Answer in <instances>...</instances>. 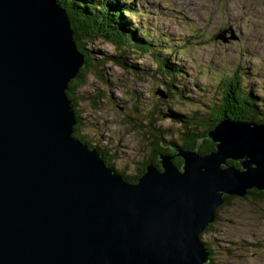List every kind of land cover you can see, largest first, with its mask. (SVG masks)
Masks as SVG:
<instances>
[{"label":"water","instance_id":"water-1","mask_svg":"<svg viewBox=\"0 0 264 264\" xmlns=\"http://www.w3.org/2000/svg\"><path fill=\"white\" fill-rule=\"evenodd\" d=\"M84 63L56 0H0V264H204L224 196L264 190V122L221 120L213 151L173 147L131 183L73 134Z\"/></svg>","mask_w":264,"mask_h":264},{"label":"rangeland","instance_id":"rangeland-1","mask_svg":"<svg viewBox=\"0 0 264 264\" xmlns=\"http://www.w3.org/2000/svg\"><path fill=\"white\" fill-rule=\"evenodd\" d=\"M127 2L135 11L125 10L124 16L135 31L147 30L153 44L167 47L161 53L156 48L147 53L129 50L125 64L119 66L109 57L117 52L112 43L102 37L85 41V47L97 59L92 60L97 67L77 88L74 106L81 122L80 134L91 144L108 147L116 170L134 175L149 158L152 137L145 124L170 133L163 138L166 144L169 140L179 144V133H174L180 130L179 123L169 110L188 118L192 110L216 104L219 76L229 74L234 67L241 72L242 86L251 89L260 101L262 111L264 0ZM155 54L158 58L169 54L180 64L182 74L176 88H171L172 97L165 94L168 90L155 76ZM201 141L199 138L198 143ZM173 147L184 149L171 144V150ZM173 153L175 150L158 154ZM214 219L210 229L199 234L206 250V245L211 248L208 261L264 264V202L235 197Z\"/></svg>","mask_w":264,"mask_h":264},{"label":"trees","instance_id":"trees-1","mask_svg":"<svg viewBox=\"0 0 264 264\" xmlns=\"http://www.w3.org/2000/svg\"><path fill=\"white\" fill-rule=\"evenodd\" d=\"M67 12L71 28L73 31V37L76 42L77 48L82 52L84 56V66L80 68L78 74L70 80L68 83L67 96L71 100L73 109L75 111L76 98L75 93L78 87L85 83L88 73L95 71L97 65H94L91 56V51L85 47V41L93 40L99 37L104 38L106 41L112 43V45L117 50L115 55H110L112 59L119 66L124 65V61L128 56L129 50L147 53L155 48L160 51L166 48V44H163L161 48L157 43L153 44V41L149 39L150 32L145 30L141 32L140 30L135 31L134 26H131L129 20L125 18V10L135 11L133 6L128 0H56ZM149 36V37H148ZM125 56V59H123ZM155 64V76L158 75L160 82L165 87L166 95L172 97L173 94L170 93L171 88H176V83H179V75H181L180 64L174 62L170 58V55H163L158 58V54L154 55ZM104 60H101L103 64ZM132 66V65H131ZM134 68V67H132ZM138 73V71L136 72ZM181 73V74H180ZM241 72L239 68H234L229 74H221L217 84V88L220 92L219 101L211 105H205L203 110H192L189 117L186 118L182 112H172L169 113L175 118V121L179 123V131L175 130L174 133H179V144L174 141L169 140L164 141V136L169 135L165 131L158 130L154 126L145 124L143 126L147 127V131L151 134L152 142L151 148L152 152L139 167L138 171L134 175H128L124 172H119L114 168L112 162V155L110 154V149L106 146H97L91 144L89 140H86L84 136L80 134L79 126L81 124L79 120L78 113L75 111L76 124L74 126V136L80 139L82 142L87 144L91 148H95L100 155L103 156L105 163L119 172L122 177L128 182H135L138 180L139 176L145 171V164L147 162L157 163V155L161 153H171L172 150L170 145H179L184 149L192 150L197 147L198 139L202 138L201 143L198 146V152L201 154H206L214 150V143H212L206 136V133L215 127V125L224 119L232 120H253L255 123L264 122V107L260 111V101L255 96L254 92L242 86L240 75ZM173 92V91H171ZM176 94V92H175ZM181 96V93H178ZM178 97V96H177ZM127 116V114H126ZM140 125V124H139ZM155 130V131H154ZM233 163L236 167H239L240 163L236 161L228 160ZM173 162L178 167L180 166L182 159L176 157ZM235 198V196L226 195L222 205L218 206L215 210V214H218L220 209H222L225 204H228L230 200ZM243 198H249L254 201L264 202V190L250 189ZM215 220V219H214ZM213 220V221H214ZM213 221L206 226L204 230H209L213 224ZM203 230V231H204ZM205 232V231H204ZM203 232V233H204ZM202 233V234H203ZM200 234V235H202ZM199 235V236H200ZM206 245V244H205ZM207 246V249L212 253L211 248ZM204 264H214L212 260L209 259L208 262Z\"/></svg>","mask_w":264,"mask_h":264},{"label":"bare ground","instance_id":"bare-ground-1","mask_svg":"<svg viewBox=\"0 0 264 264\" xmlns=\"http://www.w3.org/2000/svg\"><path fill=\"white\" fill-rule=\"evenodd\" d=\"M147 1V0H146ZM208 24V23H207ZM255 30V29H254ZM258 30V29H257ZM250 37V36H249ZM235 68V67H234ZM70 83V82H69ZM232 120V119H231ZM239 162V161H238ZM231 163V162H230ZM233 164V163H232ZM236 167V166H235ZM237 169H240V165L239 167H236ZM224 199H225V196H224ZM214 220V219H213ZM200 237V236H199Z\"/></svg>","mask_w":264,"mask_h":264}]
</instances>
